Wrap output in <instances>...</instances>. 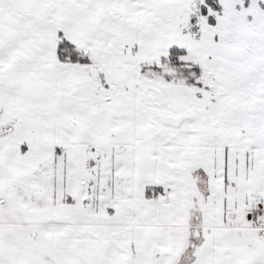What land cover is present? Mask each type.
Returning a JSON list of instances; mask_svg holds the SVG:
<instances>
[{"label":"snow or ice","instance_id":"obj_1","mask_svg":"<svg viewBox=\"0 0 264 264\" xmlns=\"http://www.w3.org/2000/svg\"><path fill=\"white\" fill-rule=\"evenodd\" d=\"M0 264H264V0H0Z\"/></svg>","mask_w":264,"mask_h":264}]
</instances>
